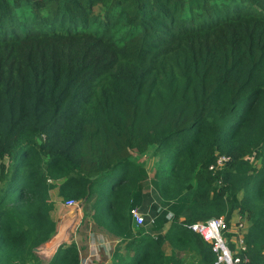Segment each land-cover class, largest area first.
I'll return each instance as SVG.
<instances>
[{
	"label": "trees",
	"instance_id": "trees-1",
	"mask_svg": "<svg viewBox=\"0 0 264 264\" xmlns=\"http://www.w3.org/2000/svg\"><path fill=\"white\" fill-rule=\"evenodd\" d=\"M150 146L153 175L131 160ZM59 181L135 250L112 264H215L189 226L219 217L248 221L264 264V0H0V264L56 233ZM147 191L157 238L132 230ZM79 262L71 244L37 264Z\"/></svg>",
	"mask_w": 264,
	"mask_h": 264
},
{
	"label": "built area",
	"instance_id": "built-area-1",
	"mask_svg": "<svg viewBox=\"0 0 264 264\" xmlns=\"http://www.w3.org/2000/svg\"><path fill=\"white\" fill-rule=\"evenodd\" d=\"M254 157H247L246 160L251 164L257 165L254 162ZM231 157L227 155L216 154L215 161L210 165L209 170L215 175L219 171L225 169L227 164L231 162ZM65 206L70 209H81V202L76 200L67 201ZM159 208L158 212H160ZM131 218L134 225L137 227H146L150 225V228L154 225L157 216H150L147 223L146 217L140 208L134 207L130 211ZM167 218L173 219V214L169 213ZM79 223L76 227L78 232L82 225ZM93 221L84 228L87 234L88 245L85 249H79L80 262L79 264H101V250L106 249L108 256H112L111 248L112 242L97 234L92 228ZM189 229L196 234H199L204 241L212 246L213 253L216 255L215 264H247L250 261L249 247L246 241V235L248 233V223L245 218L239 217L236 221L228 223L225 217L212 218L206 222H198L189 226ZM157 238L158 235L152 234Z\"/></svg>",
	"mask_w": 264,
	"mask_h": 264
},
{
	"label": "rangeland",
	"instance_id": "rangeland-1",
	"mask_svg": "<svg viewBox=\"0 0 264 264\" xmlns=\"http://www.w3.org/2000/svg\"><path fill=\"white\" fill-rule=\"evenodd\" d=\"M32 30H34V29H32ZM156 149H157L156 146H150L149 150L144 154H139L137 152H133L132 156H131V160L136 162V163H139V164H141V161H142L143 165L147 167V170L150 172V174L153 175L159 166V158L155 155ZM257 163H258L257 167L259 168L261 163L259 160H257ZM7 167H11L10 162L7 163ZM146 194L148 195V197L145 199L143 205L140 206L141 210H143L144 212H147L149 210L150 203H152L153 201L156 202V204H158L161 209L165 207V203L159 199V197L157 196V194L155 192L150 191V194H149L147 191ZM50 198H51V196H50ZM81 206H82V209L80 212L78 210H72V209H67L66 207H63L61 209L59 215H58L59 216L58 219H59V221H61L60 219L68 218V219L73 221L74 226H73V229L71 232L72 235L75 231L74 230L75 225L77 223H82L81 229L78 232H76V234H77L78 239L80 241L79 245L81 246V249H83V248H86L85 241H84L85 240L84 225L86 226L89 223V221H92L91 218H93L92 217L93 216L92 215L93 210L90 209L89 211L86 212L85 208L87 205L84 202H81ZM89 206H92V203ZM79 213L83 215L81 218L79 217ZM148 214L149 215H147V217H146L147 223L149 222L150 216H152L151 211H149ZM235 220L236 219H234L232 222H234ZM144 229L146 230L144 235L152 237V233L150 232V225H147ZM135 236L136 237L142 236V234H140V231H138V229L136 231ZM137 244H139V243L138 242L134 243V246ZM64 245L68 246V244H64ZM69 245H71V244H69ZM101 252H102V250H101ZM116 252L119 253V251L116 249V251L112 254L111 258H109L106 253H103L102 254L103 258L101 257V261L104 260L106 262H109V264H111L114 261V257H115ZM166 252L170 253V248H168ZM119 254L120 255H128L129 257H131L135 254V250L133 248H127L125 250V252L119 253ZM36 257H37V259L34 260L32 262V264L48 263L52 260L51 257L45 258L44 256L40 255V253L38 251H37ZM186 261H187V263L192 264L194 261V256L187 254L186 255Z\"/></svg>",
	"mask_w": 264,
	"mask_h": 264
},
{
	"label": "crops",
	"instance_id": "crops-1",
	"mask_svg": "<svg viewBox=\"0 0 264 264\" xmlns=\"http://www.w3.org/2000/svg\"><path fill=\"white\" fill-rule=\"evenodd\" d=\"M141 165L145 168L146 166L143 165L142 161H141ZM147 169V167L145 168ZM148 171V170H147ZM148 173L150 174V172L148 171ZM151 175V174H150ZM62 183V181L59 182H54L53 184L55 185V187L51 190L50 192V201L53 204V210L51 212L52 218L53 220L56 222V233L53 235V237L51 238V240L49 242H47L43 248L41 250H43L42 252H39L40 255L44 256L45 258H53V256L56 254V252L58 251V249L62 246H64V244H75L78 248V252L79 249L81 248V246L79 245L80 241L78 239V236L75 235L73 233V235L71 234L72 229H73V221L68 219V218H64V219H60L61 221H59V213L61 211V209L65 206V202L62 200V198L59 196V186ZM148 193H150V191H148ZM156 203V202H154ZM67 208V207H66ZM138 208H140V206H138ZM70 209V208H67ZM74 210V209H72ZM79 212L81 210H78ZM144 214L149 215V211H151V208L149 207V210L147 212H144L143 210H141ZM93 213V212H92ZM152 214V213H151ZM83 215L79 213V217L81 218ZM78 224V223H77ZM76 224V225H77ZM75 225V226H76ZM95 231H97V234L101 235L102 237L106 238L107 240L112 242V248H111V252L112 254L116 251V249L119 251V253H123L126 250V243L124 241H121L120 238L115 237L111 234H109L108 232H106L104 229L99 228L95 222H93V227H92ZM138 227L136 225H134V223H132V230L133 233L136 234ZM84 234H85V246L88 245L87 242V234H86V230L84 229ZM170 247L166 248L167 249ZM85 249V248H83ZM172 249L170 248V253L167 254H171ZM103 253H107L106 249H102L101 252V257L103 258L102 254ZM109 257V256H108ZM111 258V257H109ZM50 259V260H51ZM101 264H109V262H106L104 260H102ZM112 264V263H111Z\"/></svg>",
	"mask_w": 264,
	"mask_h": 264
},
{
	"label": "water",
	"instance_id": "water-1",
	"mask_svg": "<svg viewBox=\"0 0 264 264\" xmlns=\"http://www.w3.org/2000/svg\"><path fill=\"white\" fill-rule=\"evenodd\" d=\"M81 209H82V208H81ZM81 209H80V210H81ZM74 210H79V209H74ZM78 224H79V223H78ZM78 224H77V225H78ZM77 225L74 227V230L76 229ZM75 231H76V230H75ZM75 231H74V234H75ZM42 248H43V247L37 249L36 252H37V251H38V252H42V251H43V250H41Z\"/></svg>",
	"mask_w": 264,
	"mask_h": 264
}]
</instances>
